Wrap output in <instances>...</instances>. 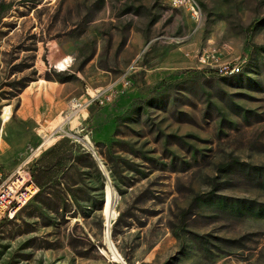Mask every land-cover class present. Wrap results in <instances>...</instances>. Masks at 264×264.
I'll list each match as a JSON object with an SVG mask.
<instances>
[{
	"label": "rangeland",
	"instance_id": "374dc122",
	"mask_svg": "<svg viewBox=\"0 0 264 264\" xmlns=\"http://www.w3.org/2000/svg\"><path fill=\"white\" fill-rule=\"evenodd\" d=\"M195 1L0 0L2 178L58 157L0 264H264V0Z\"/></svg>",
	"mask_w": 264,
	"mask_h": 264
},
{
	"label": "built area",
	"instance_id": "2783aa9c",
	"mask_svg": "<svg viewBox=\"0 0 264 264\" xmlns=\"http://www.w3.org/2000/svg\"><path fill=\"white\" fill-rule=\"evenodd\" d=\"M168 3L176 8L185 9L190 17L194 20H198L200 17V7L195 0H167ZM215 57V54L210 49H202L199 53L198 60L200 62H209V58ZM240 66L235 61H231L218 67L217 72L219 75H226L239 71ZM123 86H128L129 80L125 76L120 79ZM112 89V93L116 92L115 88ZM102 91H96L91 97L100 101ZM38 145L29 156L36 154ZM29 156L24 159L13 171L8 173L2 178L0 169V219L4 216H11L24 202H26L37 190V186L30 177L29 173Z\"/></svg>",
	"mask_w": 264,
	"mask_h": 264
},
{
	"label": "trees",
	"instance_id": "16d2710c",
	"mask_svg": "<svg viewBox=\"0 0 264 264\" xmlns=\"http://www.w3.org/2000/svg\"><path fill=\"white\" fill-rule=\"evenodd\" d=\"M56 74L59 75V74H61V72L56 71ZM239 74H240L239 72L230 73V74H226V75H221L220 78L224 79V80H227V79L233 80V79H237L240 76ZM68 78H69V75L62 77L59 80H66ZM55 164H57V159L48 167H44V168L35 167V168H33V170L31 171L32 180L34 181V183L37 186L41 187V185L45 181L49 180V178L52 177L53 174H55V172L53 171L54 169L52 167ZM233 166L229 167L230 170L235 168V169H240L241 171H244V169H245V166H243L241 162H237V164H233ZM222 168H224V167H222ZM245 170L246 171H244V172L246 174H248V176L257 178L261 182V184L264 185V168L253 165V166L246 167ZM39 181H41V182H39ZM33 196H35V195H33Z\"/></svg>",
	"mask_w": 264,
	"mask_h": 264
},
{
	"label": "bare ground",
	"instance_id": "6f19581e",
	"mask_svg": "<svg viewBox=\"0 0 264 264\" xmlns=\"http://www.w3.org/2000/svg\"><path fill=\"white\" fill-rule=\"evenodd\" d=\"M77 105H79V104H75L74 107ZM112 189H111V186H109V185H107L106 189H105V202H104V207H103V213H104L105 218H106V225L109 224V222L111 221L112 217L115 214L114 202L116 199V195Z\"/></svg>",
	"mask_w": 264,
	"mask_h": 264
},
{
	"label": "crops",
	"instance_id": "0c3cea01",
	"mask_svg": "<svg viewBox=\"0 0 264 264\" xmlns=\"http://www.w3.org/2000/svg\"><path fill=\"white\" fill-rule=\"evenodd\" d=\"M58 154V153H57ZM53 158H55V160L57 159L58 160V157L56 158V157H51V159H50V161L48 162V164H43V165H41V166H38V167H42V168H44V167H48V166H50L55 160H53ZM53 167V166H52ZM39 182H41V181H39Z\"/></svg>",
	"mask_w": 264,
	"mask_h": 264
}]
</instances>
